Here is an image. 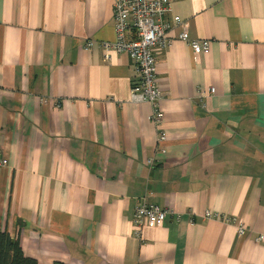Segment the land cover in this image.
<instances>
[{"label": "crops", "instance_id": "obj_1", "mask_svg": "<svg viewBox=\"0 0 264 264\" xmlns=\"http://www.w3.org/2000/svg\"><path fill=\"white\" fill-rule=\"evenodd\" d=\"M165 22L156 126L100 47L112 0H0V230L37 264H264V0H172ZM146 197L178 219L136 232Z\"/></svg>", "mask_w": 264, "mask_h": 264}, {"label": "built area", "instance_id": "obj_2", "mask_svg": "<svg viewBox=\"0 0 264 264\" xmlns=\"http://www.w3.org/2000/svg\"><path fill=\"white\" fill-rule=\"evenodd\" d=\"M171 2L172 0H112L115 39L111 43L100 45L105 52L128 55L138 75L130 90V100L133 103L150 104L153 114L149 120L156 126L161 125L162 114L158 111V103L162 99V94L157 83L155 50L165 49L172 43V39L167 37L168 27L165 22V18L171 14ZM172 23L180 27L178 39L186 42L194 55L208 52V41L188 39L185 22L174 17ZM91 45L90 41L86 42L84 50H88ZM209 93H214V90L210 89ZM158 140L161 144L165 141L164 133L161 131ZM161 152L163 153V150ZM7 165L8 161L0 157V167ZM168 216L178 219L177 214L149 202L146 197L136 204L132 225L136 232L143 227L155 228L161 226ZM205 218L220 219L225 223L233 221V218L220 217L209 211L206 212ZM247 232L244 225L237 227L238 235L244 236Z\"/></svg>", "mask_w": 264, "mask_h": 264}, {"label": "trees", "instance_id": "obj_3", "mask_svg": "<svg viewBox=\"0 0 264 264\" xmlns=\"http://www.w3.org/2000/svg\"><path fill=\"white\" fill-rule=\"evenodd\" d=\"M0 264H37L35 259L27 257L20 248L17 239L0 230ZM52 264H63L61 261H54Z\"/></svg>", "mask_w": 264, "mask_h": 264}, {"label": "rangeland", "instance_id": "obj_4", "mask_svg": "<svg viewBox=\"0 0 264 264\" xmlns=\"http://www.w3.org/2000/svg\"><path fill=\"white\" fill-rule=\"evenodd\" d=\"M191 50V49H190ZM192 51V50H191ZM200 54V53H199ZM213 94V93H212ZM161 122H162V118H161ZM161 132H163L164 133V136H165V140H166V134H165V132L164 131H161ZM165 142V141H164ZM164 144V143H163ZM162 150H163V148H162ZM164 151V150H163Z\"/></svg>", "mask_w": 264, "mask_h": 264}]
</instances>
